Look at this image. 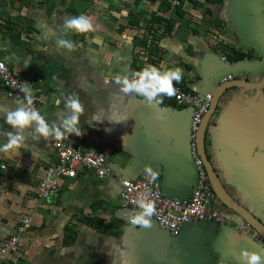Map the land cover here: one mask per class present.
I'll return each mask as SVG.
<instances>
[{
	"label": "crops",
	"instance_id": "crops-1",
	"mask_svg": "<svg viewBox=\"0 0 264 264\" xmlns=\"http://www.w3.org/2000/svg\"><path fill=\"white\" fill-rule=\"evenodd\" d=\"M249 1L185 0L172 9L169 0H0V55L15 75L42 89L38 107L50 128L55 122L63 130L72 93L84 105L79 133L44 137L35 123L21 129L6 122L7 111L21 105L0 82V144L13 132L27 145L0 152V249L23 217L32 223L19 251L1 264H249V256L264 264V245L236 230L244 220L218 197L213 208L233 224L188 223L173 237L153 222L131 224L118 181H137L151 167L166 196H192L198 181L190 147L193 109L170 97L149 103L135 91L124 93L116 78L131 80L138 45L150 35L152 65L182 67V79L173 84L191 93L213 94L229 75L260 83L264 0H254L255 32L246 29ZM81 13L92 28L65 31V19ZM61 39L76 47H61ZM232 50L251 57L233 62ZM208 122L205 149L215 173L264 226V88L226 90ZM57 140L105 152L108 176L80 170L75 179H62L57 195L42 198L40 178L56 158Z\"/></svg>",
	"mask_w": 264,
	"mask_h": 264
},
{
	"label": "built area",
	"instance_id": "built-area-1",
	"mask_svg": "<svg viewBox=\"0 0 264 264\" xmlns=\"http://www.w3.org/2000/svg\"><path fill=\"white\" fill-rule=\"evenodd\" d=\"M185 0H169L172 9L183 6ZM225 2L227 0H216ZM155 40L152 36L143 39L138 45L139 62L135 65L133 73L147 65H152L151 57L154 51ZM227 61V58H224ZM132 73V74H133ZM133 75L131 79H133ZM232 75L222 80L223 83L233 81ZM0 82L6 89L9 98L18 101L20 105L27 103L26 94L21 91L22 87L31 89L32 106L39 109V98L43 92L41 88H32L28 81H24L15 75L2 59L0 55ZM175 94L168 96L160 94L159 98L170 97L178 104L193 109L192 132H191V156L198 171V181L192 196L183 200L170 198L163 192L162 186L156 176L148 172L137 181L119 178L121 186L120 200L123 207L132 211V215L142 211L139 207L141 199L154 201L156 211L150 217V222L158 224L161 230L169 232L173 237L177 236L184 225L188 223H201L202 221H212L217 223H231L229 219L221 215L213 208L216 195L213 191L208 173L202 162L198 151L197 135L199 127L206 115L210 112L212 94L200 95L191 93L179 85H175ZM42 114V113H41ZM55 160L44 170L39 182V194L42 198L48 199L57 195L62 189V179H75L80 170L94 173L98 178L104 179L109 174L107 154L98 150H87L81 145H74L64 140H57L54 144ZM5 170V167L2 166ZM233 224V223H231ZM32 227L31 219L23 217L17 228V234L4 241L0 249V264L9 255L19 251L20 236L25 234ZM236 230L256 242L264 245V238L260 236L246 222L235 225Z\"/></svg>",
	"mask_w": 264,
	"mask_h": 264
},
{
	"label": "clouds",
	"instance_id": "clouds-1",
	"mask_svg": "<svg viewBox=\"0 0 264 264\" xmlns=\"http://www.w3.org/2000/svg\"><path fill=\"white\" fill-rule=\"evenodd\" d=\"M92 28L90 18L86 14H79L65 19V31L75 30L77 32H86ZM61 47H66L69 50H73L76 45L71 40L61 39L58 41ZM184 69L182 67L167 68L161 70L155 65H147L142 69L135 71L133 79L129 80L128 76L123 78L117 77L116 80L119 84H122L121 90L124 93H136L146 96L149 103L155 101V103H161L162 99H157L160 94H167L172 96L175 94V87L173 81H180L183 77ZM109 78L105 77V83H109ZM21 91L26 94L27 103L17 107L14 110H8L5 116L6 122L14 128L26 129L36 124V130L44 137L50 135L60 138L65 134L72 132L79 133L81 128L79 127L80 113L83 111L84 105L78 93H72L71 98L66 100L67 107L71 110L70 116L63 121L61 129L60 126L50 128L48 121L45 120L41 112L32 106V94L31 89L28 87H22ZM65 99V98H64ZM61 101L57 100V103ZM7 143L0 144V152H8L9 150H16L26 147L25 137L19 133H8ZM38 139V137H37ZM147 172L155 176V173L151 167L147 168ZM139 207L142 211L132 215L130 222L133 225L140 224L143 226L150 225V217L156 211L154 201L141 199L139 201ZM249 264H256L260 259L258 256L247 257Z\"/></svg>",
	"mask_w": 264,
	"mask_h": 264
},
{
	"label": "water",
	"instance_id": "water-1",
	"mask_svg": "<svg viewBox=\"0 0 264 264\" xmlns=\"http://www.w3.org/2000/svg\"><path fill=\"white\" fill-rule=\"evenodd\" d=\"M248 4H249V6L247 8V15H248L249 24L247 25L246 29L248 31L254 30V32H255V31H257V30H255L257 28L256 27L257 23L255 21L256 13L253 10L256 7L254 5L255 1L250 0L248 2ZM233 87H244V88H248V89H263L264 88V80L258 84H249V83L244 82V81H232V82L229 81L228 83L222 82L221 88L212 94L210 112L208 115L205 116V118L203 119V121L199 127L198 135H197L198 151H199L200 157L202 159V162L206 168V171L208 173V176H209V179H210V182H211V185H212V188H213V191H214L216 197H218V199H220L229 209H231L235 213H237L244 220V222L251 225V227L260 236H262L264 238V226L253 215H251L249 212H247L243 207H241L237 202H235L228 195L227 191L225 190V188L223 187V185L219 179V176L215 173V171H214V169H213V167H212V165L208 159L207 152L205 149V137H206V129H207L206 127L209 123L208 121L211 118V115L213 114V112L215 111L221 95L226 90L231 89ZM153 223H155V222H153ZM155 224H157V223H155ZM234 225H237V223H235ZM165 232H167V231H165ZM167 233H169V232H167ZM251 239H253V238H251Z\"/></svg>",
	"mask_w": 264,
	"mask_h": 264
},
{
	"label": "trees",
	"instance_id": "trees-1",
	"mask_svg": "<svg viewBox=\"0 0 264 264\" xmlns=\"http://www.w3.org/2000/svg\"><path fill=\"white\" fill-rule=\"evenodd\" d=\"M179 9V8H178ZM229 59L231 60V61H235V62H237V61H240V60H243L244 58H246V57H251L248 53H238V52H236V51H234V50H232V51H230V53H229Z\"/></svg>",
	"mask_w": 264,
	"mask_h": 264
}]
</instances>
